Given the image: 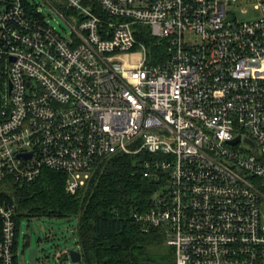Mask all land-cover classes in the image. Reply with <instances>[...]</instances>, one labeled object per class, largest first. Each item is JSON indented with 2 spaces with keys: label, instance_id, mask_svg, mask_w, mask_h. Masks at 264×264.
<instances>
[{
  "label": "built area",
  "instance_id": "built-area-1",
  "mask_svg": "<svg viewBox=\"0 0 264 264\" xmlns=\"http://www.w3.org/2000/svg\"><path fill=\"white\" fill-rule=\"evenodd\" d=\"M41 1L0 0V184L53 170L75 192L147 154L156 191L132 217L173 264H264V17L237 22L240 0ZM18 216L0 193V264H23Z\"/></svg>",
  "mask_w": 264,
  "mask_h": 264
},
{
  "label": "trees",
  "instance_id": "trees-1",
  "mask_svg": "<svg viewBox=\"0 0 264 264\" xmlns=\"http://www.w3.org/2000/svg\"><path fill=\"white\" fill-rule=\"evenodd\" d=\"M142 30L141 39L151 53L165 61L166 42ZM146 158L147 154L114 155L88 188L75 192L68 191L65 174L45 170L29 184H0L1 198L16 206L18 222L25 217L78 219L75 234L85 264H171L175 251L167 245L166 234L161 229L146 233L132 217L151 207L156 191L155 182L144 177ZM62 257L70 258L68 252Z\"/></svg>",
  "mask_w": 264,
  "mask_h": 264
},
{
  "label": "rangeland",
  "instance_id": "rangeland-1",
  "mask_svg": "<svg viewBox=\"0 0 264 264\" xmlns=\"http://www.w3.org/2000/svg\"><path fill=\"white\" fill-rule=\"evenodd\" d=\"M34 1L39 5L42 4L41 0ZM231 10L239 23L257 21L264 17V0H240L231 5ZM45 12L50 14L49 10H45ZM51 23L62 33L71 31L58 15L53 14ZM184 38L188 44H194L199 41V36L192 31L184 32ZM2 186H0V190ZM20 222L18 250L20 252L19 259L23 264H30L29 256L32 249L38 250L37 264H85L83 260L79 263H73L70 258L65 259V257H62L64 252L69 253L70 250L79 251L80 249L77 244V234H75V230L78 227V219L50 217L29 219L25 217ZM26 241L29 243L28 246L25 245Z\"/></svg>",
  "mask_w": 264,
  "mask_h": 264
},
{
  "label": "water",
  "instance_id": "water-1",
  "mask_svg": "<svg viewBox=\"0 0 264 264\" xmlns=\"http://www.w3.org/2000/svg\"><path fill=\"white\" fill-rule=\"evenodd\" d=\"M233 17L230 16L228 18V20H232ZM26 246L29 245L28 242L25 243ZM37 254H38V250L37 249H32L30 250V256H29V261H30V264H37ZM69 257H70V260L73 262V263H79L81 260H82V254L80 251H75V250H70L69 251Z\"/></svg>",
  "mask_w": 264,
  "mask_h": 264
},
{
  "label": "crops",
  "instance_id": "crops-1",
  "mask_svg": "<svg viewBox=\"0 0 264 264\" xmlns=\"http://www.w3.org/2000/svg\"><path fill=\"white\" fill-rule=\"evenodd\" d=\"M27 242V241H26ZM26 245V244H25Z\"/></svg>",
  "mask_w": 264,
  "mask_h": 264
},
{
  "label": "flooded vegetation",
  "instance_id": "flooded-vegetation-1",
  "mask_svg": "<svg viewBox=\"0 0 264 264\" xmlns=\"http://www.w3.org/2000/svg\"><path fill=\"white\" fill-rule=\"evenodd\" d=\"M37 262H38V260H37Z\"/></svg>",
  "mask_w": 264,
  "mask_h": 264
}]
</instances>
